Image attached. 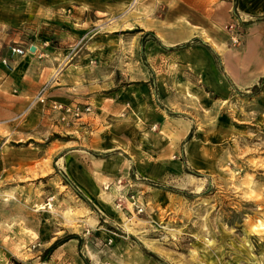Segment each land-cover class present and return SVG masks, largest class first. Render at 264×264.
<instances>
[{
	"label": "rangeland",
	"instance_id": "374dc122",
	"mask_svg": "<svg viewBox=\"0 0 264 264\" xmlns=\"http://www.w3.org/2000/svg\"><path fill=\"white\" fill-rule=\"evenodd\" d=\"M223 1H212L209 31L187 43L186 63L183 48L145 31L176 22L179 0H0V72L21 65L38 87L48 80L2 124L15 138L39 113L0 169V264H264V0ZM199 49L210 56L203 70L192 67L205 63ZM72 67L89 72L84 81L69 74L74 97L60 102L90 106L79 119L52 111L48 98L68 86L51 82ZM97 80L105 95L131 89L132 103L93 102L83 91ZM121 141L143 156L102 186L116 220L83 230L71 212L81 194L64 173L66 148Z\"/></svg>",
	"mask_w": 264,
	"mask_h": 264
},
{
	"label": "crops",
	"instance_id": "0c3cea01",
	"mask_svg": "<svg viewBox=\"0 0 264 264\" xmlns=\"http://www.w3.org/2000/svg\"><path fill=\"white\" fill-rule=\"evenodd\" d=\"M179 1L182 2V5L178 4L179 7L177 12L171 14V16L178 15L176 22H168L165 25L147 23L145 31H149L148 35H153L155 32V37L160 41H163L165 43L164 45H167L170 49L183 48V51H181L182 59L184 62L189 63V61H191L190 56L193 52L187 49V43L191 40L205 37L204 35L209 31L211 25V19L209 17L213 16V13L209 11H211L210 5L213 0H200V6L193 5L186 0ZM222 3L225 5L222 8L224 9V18H226L230 3L227 1H223ZM199 52L203 56L205 63L203 64L201 60L199 62L196 61L192 67L197 70H203L205 64L206 66H209L210 56L202 49H199ZM25 69V66L18 65L17 68H14L11 75H8L4 70L3 72H0V169L2 170L8 166V162L5 159L7 158L6 155L9 151V142H23L24 130L28 132L27 140L30 139L29 137L31 136V133L29 130L31 129V126L35 127L39 124V113L35 110L28 117L27 128H23L21 133L12 131V135H15V138L14 136H10L11 133L9 130L6 126L2 125L4 122L21 112L29 102L30 98L37 93L41 86L44 85L43 83L48 82V80H45L43 83L39 82L41 86L38 87V85H36L35 82L25 74L27 71ZM74 69V67L67 69L59 77L52 80L51 83H54V86H59L58 82L60 81H65L68 83V86L62 89H55L49 94V102H53L50 103V108L53 104H64L60 101H66L74 97L73 92L76 89L73 86V83L75 80L72 77L71 79H67V77H70L69 74L72 76L76 74V78L84 81L86 78L84 74L89 72V70H80V72H76L77 70ZM143 89L147 90V87L143 86ZM158 89H160L159 86ZM116 90L117 89L115 88V90L109 95H105V85L97 80L95 84L90 82V84L84 88L83 93L89 94V98L92 99L93 102H97L101 99V96H107L110 97V99L115 100L117 103L119 102L118 104L125 102L124 100H128L127 102L132 103L133 98L131 95L133 91H131V89H129L128 92H125L128 93V96L127 94H124V90ZM67 92L70 94H67ZM32 121L35 123H30ZM89 130L90 134L96 132L94 131L95 128ZM86 132H88V129ZM137 141L144 142L145 137L143 136L135 142ZM121 142L123 143V141ZM123 145V148L121 146L113 147L111 145L110 148L105 150L87 148L89 150L82 149L80 151H73V147L66 148L70 149L71 152L62 159L64 173L70 181V184H72L82 196L80 202L74 203L71 211L74 218L77 219L76 222H78L77 226L79 228L98 232L100 231V217H104L110 221L116 220L114 210L108 203L107 198H105L107 193L103 191L102 186L105 181L106 183L109 181V183L112 182L110 178L117 175L118 168L120 169V172L126 174H128L130 169L133 172L137 166L136 164L131 163L130 160L134 162L135 159H141L143 156L142 152H137L131 146L126 145V143H123ZM147 165L148 164H141L138 167V173H140L142 179L151 180L152 172ZM0 175H2V173H0ZM85 202L91 204L90 206L92 208ZM34 232L35 227L32 229L33 234ZM70 233L71 235H76L78 232L71 230Z\"/></svg>",
	"mask_w": 264,
	"mask_h": 264
},
{
	"label": "built area",
	"instance_id": "2783aa9c",
	"mask_svg": "<svg viewBox=\"0 0 264 264\" xmlns=\"http://www.w3.org/2000/svg\"><path fill=\"white\" fill-rule=\"evenodd\" d=\"M234 42H237L234 40ZM13 53L17 55H23V51L21 49H13ZM47 86H44L41 88L37 101H39L40 104H45L44 94L46 93ZM51 110L60 114H63L65 116H70L74 119H79L82 116H89L91 114V107L85 106L83 108L71 106V105H62V104H53L51 107Z\"/></svg>",
	"mask_w": 264,
	"mask_h": 264
},
{
	"label": "trees",
	"instance_id": "16d2710c",
	"mask_svg": "<svg viewBox=\"0 0 264 264\" xmlns=\"http://www.w3.org/2000/svg\"><path fill=\"white\" fill-rule=\"evenodd\" d=\"M256 89V87L254 88ZM79 195V194H78ZM79 197L82 199V196L79 195ZM66 241V240H64ZM62 244V241L55 242L49 249H47L41 256L42 262H46L49 260L50 255Z\"/></svg>",
	"mask_w": 264,
	"mask_h": 264
},
{
	"label": "water",
	"instance_id": "95a60500",
	"mask_svg": "<svg viewBox=\"0 0 264 264\" xmlns=\"http://www.w3.org/2000/svg\"><path fill=\"white\" fill-rule=\"evenodd\" d=\"M31 52H34V48H31V50H30Z\"/></svg>",
	"mask_w": 264,
	"mask_h": 264
},
{
	"label": "bare ground",
	"instance_id": "6f19581e",
	"mask_svg": "<svg viewBox=\"0 0 264 264\" xmlns=\"http://www.w3.org/2000/svg\"><path fill=\"white\" fill-rule=\"evenodd\" d=\"M136 4V3H135Z\"/></svg>",
	"mask_w": 264,
	"mask_h": 264
}]
</instances>
